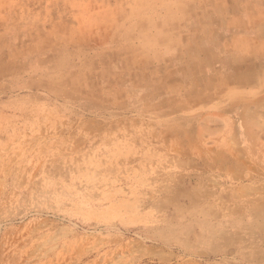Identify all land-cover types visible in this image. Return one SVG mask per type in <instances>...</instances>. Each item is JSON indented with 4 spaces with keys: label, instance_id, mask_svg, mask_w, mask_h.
I'll return each mask as SVG.
<instances>
[{
    "label": "rangeland",
    "instance_id": "1",
    "mask_svg": "<svg viewBox=\"0 0 264 264\" xmlns=\"http://www.w3.org/2000/svg\"><path fill=\"white\" fill-rule=\"evenodd\" d=\"M218 2L1 0L0 264H264V20Z\"/></svg>",
    "mask_w": 264,
    "mask_h": 264
},
{
    "label": "crops",
    "instance_id": "2",
    "mask_svg": "<svg viewBox=\"0 0 264 264\" xmlns=\"http://www.w3.org/2000/svg\"><path fill=\"white\" fill-rule=\"evenodd\" d=\"M1 6V0H0ZM174 6V5H173ZM199 5L194 4L192 2L188 3H176L174 9L177 11H184V18L182 14L179 12V18L174 19V27L181 28L183 25L188 26L190 29L187 31V34L182 35L185 36V39L188 36H197L198 34L195 33L199 29L201 34H209L212 32V27L210 25H202L197 23V18L193 11L199 10ZM203 10L212 11L214 9L221 10L223 13V20L222 26L223 28L227 29L229 36L236 37L242 41L248 42H258L263 41L262 39V20H264V0H222V2L213 3L211 5L205 4ZM9 8L5 10L0 8V13L6 12ZM13 9H16L15 6ZM201 10V9H200ZM213 21V20H212ZM208 23V22H207ZM163 26L165 24H162ZM183 32V31H182ZM222 35H225L224 31L220 32ZM207 38L203 39L202 41H206ZM216 48L209 47L208 50L215 51ZM219 50V49H217Z\"/></svg>",
    "mask_w": 264,
    "mask_h": 264
}]
</instances>
